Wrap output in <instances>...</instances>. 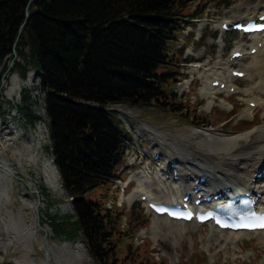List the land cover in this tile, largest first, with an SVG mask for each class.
<instances>
[{"label":"trees","instance_id":"obj_1","mask_svg":"<svg viewBox=\"0 0 264 264\" xmlns=\"http://www.w3.org/2000/svg\"><path fill=\"white\" fill-rule=\"evenodd\" d=\"M28 1L0 0V85L9 61L20 78L30 70L42 74L52 154L71 198L65 214H46L48 227L56 239L82 241L92 264H142L125 240L144 224L134 223L132 212L122 225L118 189H111L126 134L100 107L152 105L194 125L189 99L170 91L181 19L196 0H35L27 7ZM21 95L17 107L32 123L39 117L28 91Z\"/></svg>","mask_w":264,"mask_h":264},{"label":"rangeland","instance_id":"obj_2","mask_svg":"<svg viewBox=\"0 0 264 264\" xmlns=\"http://www.w3.org/2000/svg\"><path fill=\"white\" fill-rule=\"evenodd\" d=\"M240 1L242 0H204L200 4L195 2L192 6L193 8L195 7V11L198 10L203 4L206 5V10L200 18L193 19V26H191L193 32H190L193 33L190 34V36H193V43H190L191 40H189L184 45V48H178L181 43H178V46H176V48L179 49L182 54L180 55L181 58L179 65L173 70L178 71L179 76L174 77L175 82L173 83V89H171V93H177V96L181 98L185 96L191 98L192 101L189 104V108L197 117L194 121L206 122V125H209L208 127H215L217 130L225 125L226 130H236L241 132L250 129L253 126L261 125L264 120L263 107L255 111L251 117H242L245 109L250 107L248 100L251 99V97H245L242 91L243 89L249 87L252 82H255L256 79L251 82L246 78H243L233 82V85L237 87V90H235V92L230 94L228 97H226V94L215 95L212 108L209 109L207 108L208 99L203 98L201 95L203 81L198 80V74L191 75L190 73L189 66L191 64L201 63L203 65L207 64L208 67H212L213 62L218 59L217 57L220 54L219 24L221 22L231 23L236 20H240L243 17V9H238L236 6ZM256 1L258 0H253V4ZM224 39L225 49L223 51L222 57L223 62L227 60L231 51L235 49L236 42L246 44L243 39H240L237 33L225 34ZM251 43V41H247L246 46L251 45ZM249 63V61L240 62L238 66L235 67V69H241L244 65H248ZM223 76L226 75L223 74ZM184 79L191 80V83L189 86L181 88L180 84ZM13 80L14 82L11 84ZM17 80L20 89L27 82H22L17 78V76L11 75L8 78V82L3 85L4 100L1 101V106L6 114L0 118V129L8 132L5 137L9 139L10 142H14L17 146H19L23 142L21 140L23 138L22 134L28 135L30 128L18 119V115L15 112V104H18L20 100L19 89H17V85L15 84ZM9 86L11 88L13 87L15 93L12 97L10 96L11 92ZM31 91L32 99L34 101L37 100L38 97L35 94H39V91H33V89H31ZM254 95L259 96L261 94L254 93ZM263 96L261 95V97ZM220 101L224 103V108H220L218 106ZM199 104H202V107H196ZM110 108L119 110L118 113L113 111L110 112V114H113L117 118L121 129H123V131H125L127 134L128 140L125 141L126 152L130 158L135 159L132 167L129 166L128 161L125 162V166H123V168H125L122 172L123 178H127L131 172H139L148 178V171H151L152 181L148 182L146 189L158 199L160 197V200L172 199L175 196L174 190L170 189L167 184H165L166 187L164 185L157 184L156 171L159 169V167H167L170 159H175L176 156L183 160L190 157L189 154L191 151L186 149V146L183 150L179 149L177 146L175 147L174 143H176L177 138L189 136L194 128L183 125L180 117L169 115L156 109L152 105L142 107L120 105ZM121 110L127 112L129 116L121 114ZM229 117L232 118V121L230 123L228 122L229 124H227L225 120ZM241 119H243L242 123L240 122L237 125H233V120L240 121ZM252 119L258 121L254 123V125H250L249 128L239 130L240 126L247 125ZM41 129L42 123L37 124L34 129V131L36 130L35 135L41 133ZM163 136H166L168 140ZM201 140V137L198 139H189L187 142V145L189 146H187V148L190 147L191 150H193L195 144ZM151 146H153L154 149H151ZM158 152L159 154L161 153V160L158 165H155L152 158H154V155H156ZM25 153L26 156H24L21 160L22 166L24 167H21L17 163V159L19 157L18 153L12 145H9L8 148H6V151H4V149L0 150V156L8 162V164L17 172V174L22 176L21 178H23L21 179L22 181L11 178L7 184L9 201L5 204L3 199L0 200V264H9L10 262L16 263L21 261L25 262L22 259L23 252L18 245L6 244V239L8 234H10V223H8L9 218L6 213H11L14 220L20 219L18 217L20 215L21 225H34L32 227V232L34 233L33 235H35L36 231L43 236L47 234L49 237V239L46 237L48 242L51 244L57 243V246L62 245L61 243L63 242L62 240L56 239L53 236L46 224V214L50 213L63 215L70 208L69 199L60 186L59 176H57V181L59 184L57 190L55 192H50L49 190L44 191V182L46 180L44 181L43 178V156L46 155L49 157V159H51L50 151H48L46 147L43 151H40L35 147L32 148V153L39 156L38 159L34 161L36 163L27 162L26 158L29 157V154L28 151H25ZM142 158L146 160L145 163L141 162ZM163 160L164 162H162ZM254 163H256V160ZM151 167L152 170L150 169ZM28 174L30 175V179L25 177ZM182 174L183 179L180 181L181 185L179 184L180 192L187 190L190 186H192L196 179V175L207 173L201 170L190 171L183 169ZM186 175H189L192 178L189 183L184 182ZM169 176L170 172L168 174V178ZM249 178L250 177L247 176L246 179L249 180ZM26 181H32L34 185L28 186V182ZM23 184H27V187H29L27 188L28 191L32 190L34 192H39V194H35V197L38 199L40 204L39 212L36 214L34 210L27 207L25 203L24 206L22 205V193L26 191L22 186ZM225 184L227 183L223 180L220 182L217 181L214 183V185H211V191H220L223 189ZM125 185L126 183L124 180L122 182L117 181L112 185L111 189L113 190L115 187L123 189ZM137 187L138 183L136 182V184L129 186L124 194L122 191L118 192L117 205H122L121 208H123L125 212L128 211V214L133 212V216L135 218L134 223H146V221H148L147 228L138 234V240L131 241L129 238H126L125 240V244L127 243L128 245H130V241L132 243L135 241L138 242L139 245H134L136 247V249L134 248V256L138 259V261H142V264H201L205 257H207L210 264L218 262H222L223 264H264V239H261L260 235H254L251 237V239L240 240L234 244V247L233 245H228L225 250L218 251V249L215 250L213 247H207L208 244L206 243V237L210 233L209 226L187 225V233L183 234L181 238H178L175 248L172 247L174 246V243L171 246L169 242L171 239H167L169 238V230L166 227H162L161 232H159V239L154 241L152 239V227L155 224V219L148 212L145 203H140L138 196L135 197L136 202L133 204H129L127 201L123 202V195L124 199L127 200L128 196L130 197L132 190L136 189ZM88 197L90 199H94V193H88ZM107 201L108 200H106V202ZM20 211L21 214H19ZM37 218H39V225L34 224ZM128 221L129 220H127V222ZM41 229H44V231ZM34 238H37V236H34ZM69 245L74 244L72 243ZM80 246L79 247L82 249V251L84 250V254V245L80 243ZM33 250L35 251L33 258L37 264L42 252L36 244V241H33ZM196 253H198L199 256L196 255ZM85 254L82 261L72 264H92L87 255L85 257ZM125 254L126 253L123 252V254H121L122 257ZM189 257H192V262L186 261V258Z\"/></svg>","mask_w":264,"mask_h":264},{"label":"bare ground","instance_id":"obj_3","mask_svg":"<svg viewBox=\"0 0 264 264\" xmlns=\"http://www.w3.org/2000/svg\"><path fill=\"white\" fill-rule=\"evenodd\" d=\"M252 4L253 0H242L236 5L238 9H243V18H256L257 16L264 14V0H258L253 5ZM223 23L225 22H221L219 24V28ZM233 23H230L229 26H231ZM224 36L225 34L222 32L219 35V42L222 45V48L225 45ZM250 39L252 41L251 45L246 46L245 44L236 42L235 49L231 52L233 53L240 51L244 54L243 58L235 60L234 64L238 65V63L242 60L249 61L250 65H245L242 69L237 70L245 72L246 74L244 78L251 82L256 79V81L252 82L249 87L243 89L242 93L245 97H251V99L248 100V103L252 102L257 107H247L243 112L242 117H251L255 113V111L259 110L261 107L264 108V54L260 53V49H258L257 53L254 55H250L247 53L252 48H256L258 42L262 41V37L254 34L250 35ZM222 50L223 49L220 50V54L217 57L218 59L216 60V62H214V67H208L207 64H204L202 70L197 71L196 69H193V72L198 74V80L203 81V88L201 89V91L205 93L204 96L208 99L207 108L212 107L215 95L225 92L227 94L226 97H228L229 93L227 91L233 86V81L237 80L230 79L228 76L223 77V73H225L231 65L229 60L222 62ZM216 65H219L220 68L215 69ZM252 68H257L258 70L253 71ZM216 80H218L220 83L226 84L224 91H220L219 89H215L210 86V84ZM32 81V77L30 76L28 79L30 85H32ZM189 83L190 80L182 82L181 88L187 87ZM15 84L18 87V81ZM254 93H259L263 97H261V95L255 96ZM219 106L224 108V103L220 101ZM113 111H116L118 113L119 110H109V112ZM120 113L124 114L125 116H129L127 112H124V110H121ZM43 127L44 125L42 124L41 132L44 130ZM216 130L217 129L215 127H208L206 129L194 128L189 136L176 139V143H174L175 147L177 146L179 147V149L184 150V147L186 146L185 148L191 151V153L189 154L190 157L186 158L185 160L176 156L175 161L179 169L178 171L180 173L183 172V169H187L190 171H205L207 173L206 178L208 191L210 190L211 185H214L215 182H220L222 180L227 183L226 186H231V188L233 187V192H249L250 189H255V185L250 183L246 178L247 176L252 178L255 174L260 173L264 170V166L261 165V162H263L264 164V120L261 125L253 126L250 129L241 132L236 130H226L225 125H223L222 128L218 129L217 132ZM7 134L8 132L0 129V150L5 149L6 151V148H8L9 145H12L18 153L19 157L17 159V163L21 167V160L24 156H26L25 151H28L29 154V157L26 158L27 162L30 163L38 159L34 158L31 152L29 153V151L32 150L33 147L32 138H23V142L19 146H17L14 142H10V140L5 137V135ZM38 136L41 137V133H38ZM166 136L163 137L166 138ZM200 137L202 140L195 144L193 150H191L190 147L187 148V146H189L187 145L189 139H198ZM255 160L256 163H254ZM43 168L44 181L46 180L45 183H48V185L47 183L46 185L51 189L52 192H55L58 188V184L54 179V175L57 172L55 166L51 160L46 158L44 159ZM166 169L167 168L164 167L161 173L159 172L160 169L157 171V184H165V182L160 180V176L163 177L166 174ZM14 174L15 172L12 167H10L8 162L0 156V200L3 199V202L5 204L9 201L7 184ZM28 178L30 179L29 175ZM143 178L144 176L141 173L136 172L131 174L127 178V182L133 179L137 181L144 180ZM149 179H151V176L149 177ZM179 184V182H169L168 184L169 188L174 190V197L176 199H180L181 196L179 188L181 184ZM28 185L32 186L34 184L32 183V181H30L28 182ZM256 192L259 191L255 190L253 196ZM33 193L34 191H31L30 193H25L24 195H22V205L24 206L25 203L27 207L34 210L36 214L39 212L40 205ZM145 194L149 197L150 201L156 200L157 202H161L159 201L160 197L158 199L156 196L146 190L144 186H140V184L136 189L132 190L130 197L128 196L127 198V202L129 204H132L137 195H139L140 197ZM6 214L9 218L8 223H10V234H8L6 244L18 245L23 252L22 259L23 261H25L10 264H36L33 258V255L35 254V251L33 250V241H36V244L42 252V255L39 258L37 264H72L83 260L85 252L83 254L84 250L82 251V249L80 248V243H73L74 245H69L72 243L62 242V245L60 246H57V243L51 244L47 240V238L49 239L47 234L43 236L36 231L35 235H33L34 233L32 232V227L34 225H21L20 215L18 216L20 219L14 220L11 213ZM19 214H21V211L19 212ZM154 219L155 224L152 227V239L154 241H157L159 239V232H161L162 227H166L169 230V238H167L166 236L164 237L167 239H171L170 241H168L170 242L171 246L174 243V246H172L173 248L176 247L178 238H181L183 234L187 233V225H192L191 222L187 223L168 220L164 216H154ZM34 224L39 225V218L35 220ZM41 230L44 231V229ZM254 235H260V238L264 239V231L234 233L210 228V233L206 237V243L209 245H207V247H213L215 250L218 249L219 251L224 250L228 247V245H233L234 247V244H236L238 241L251 239V237H253ZM34 236H37V238H34Z\"/></svg>","mask_w":264,"mask_h":264},{"label":"snow or ice","instance_id":"obj_4","mask_svg":"<svg viewBox=\"0 0 264 264\" xmlns=\"http://www.w3.org/2000/svg\"><path fill=\"white\" fill-rule=\"evenodd\" d=\"M244 227H261L264 228V217L255 218L254 222L243 225Z\"/></svg>","mask_w":264,"mask_h":264},{"label":"water","instance_id":"obj_5","mask_svg":"<svg viewBox=\"0 0 264 264\" xmlns=\"http://www.w3.org/2000/svg\"><path fill=\"white\" fill-rule=\"evenodd\" d=\"M33 2H35V0H29L28 5L31 4V3H33ZM28 16H29V12H28V10H26V11H25V18H28ZM104 109H105V108H104ZM105 110H106V109H105Z\"/></svg>","mask_w":264,"mask_h":264}]
</instances>
